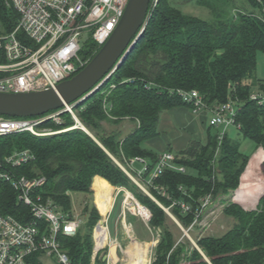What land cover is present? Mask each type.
Returning <instances> with one entry per match:
<instances>
[{
    "label": "trees",
    "instance_id": "trees-1",
    "mask_svg": "<svg viewBox=\"0 0 264 264\" xmlns=\"http://www.w3.org/2000/svg\"><path fill=\"white\" fill-rule=\"evenodd\" d=\"M222 1L196 0L214 14L212 19H202L183 12L171 0H158L126 59L98 90L73 105L74 113L93 135L77 126L71 112L64 111L60 122L49 119L41 125L60 130L54 135L21 132L0 137L1 156L14 149H30L34 153L35 159L21 166L20 172L29 177H45L39 191L65 212H72L73 192L91 197L94 192L96 200L99 179L129 190L152 213L148 224L140 222L147 232L159 235L152 264H264V196L254 210L228 203L223 214L235 219L234 226L220 236L196 239L198 247L186 237H177L165 210L170 208L188 229L204 196L228 195L238 188L250 158L242 152L241 141L229 136V131L221 142L218 129L216 134H208L205 143L192 140L175 152L176 163L184 166L186 172L165 170L149 186L150 194L113 159L134 176L136 172L129 169L127 160L148 159L142 176L143 180L148 179L159 153L144 143L158 136L162 112L180 106L192 108L176 93L178 89L199 90L210 107L236 100L240 106L236 117L239 133L264 149V102L250 99L254 86L264 93V82L252 79L257 55L264 52V11L262 16L238 11L227 18L221 4H217ZM248 2L258 8L264 5L263 0ZM19 18L11 0H0V32L13 31ZM99 49L96 41L89 38L81 54L90 60ZM127 119L137 122L132 132L122 136L104 131V122L117 125ZM105 180L102 181L109 184ZM180 203L187 204L190 210L184 212ZM0 210L23 221L30 219L28 208L16 200L9 183L0 182ZM82 214L85 223L76 235H59L72 264H91L93 230L102 218L93 198L84 203ZM126 215L130 223H136L135 215L129 211ZM96 260L103 262L102 258Z\"/></svg>",
    "mask_w": 264,
    "mask_h": 264
},
{
    "label": "built area",
    "instance_id": "built-area-1",
    "mask_svg": "<svg viewBox=\"0 0 264 264\" xmlns=\"http://www.w3.org/2000/svg\"><path fill=\"white\" fill-rule=\"evenodd\" d=\"M11 2L20 18L13 31L0 32V92L19 93L56 88L60 82L70 79L79 72L89 61L81 54L85 42L92 38L101 47L117 27L129 0H11ZM157 3L158 0H151L144 27ZM176 93L183 101L191 104L194 111L201 109L211 111L209 123L210 126L219 129L220 142L230 126L236 125L240 128L236 122L240 110L236 100L210 107L197 89H178ZM250 99L262 104L264 93L253 92ZM64 111L71 112L76 118L73 106L36 117L0 115V137L21 132L46 136L49 132L46 131L47 127H41L42 123L49 119L60 122V114ZM34 159L35 155L30 149H14L9 154L0 155V182L12 186L16 200L26 206L30 214V219L23 221L0 210V264H42L43 257L54 254L60 263L72 264L61 247L59 235L67 237L76 235L85 223L84 216L73 210L65 212L54 204L50 197H44L39 189L45 183V177H29L20 172L21 166ZM113 159L132 180L137 176L142 178L148 167L145 158L128 159L129 169L136 172L134 176L115 157ZM136 162L143 163V167L136 169L134 167ZM167 169L186 172L184 166L176 163L173 151H164L159 154L156 166L148 179L144 180L147 189L153 180ZM145 192L150 194L146 190ZM220 198L221 196L213 197L212 194L204 196L195 220L187 231L195 226L200 229L208 226L210 219L207 217L218 212ZM180 205L184 212L190 210L187 204ZM165 210L168 213L170 208ZM151 215L150 211L146 224ZM23 216L25 218L26 215ZM176 220L184 227L177 218ZM97 224L93 230L94 248L91 264H111L110 245L98 246L96 243L94 233ZM194 245L197 246L196 241ZM97 257L102 258L103 262L98 263Z\"/></svg>",
    "mask_w": 264,
    "mask_h": 264
},
{
    "label": "rangeland",
    "instance_id": "rangeland-1",
    "mask_svg": "<svg viewBox=\"0 0 264 264\" xmlns=\"http://www.w3.org/2000/svg\"><path fill=\"white\" fill-rule=\"evenodd\" d=\"M171 3L187 14H191V15L197 16L202 19L214 18V14L212 13V11L204 6L198 5L196 3V0H171ZM217 4H221V10L224 12L223 14H225L227 18L236 15L238 11L253 12L260 16H262V12L264 11V5L262 8H258L252 5L250 2H248V0H223L222 3L217 2ZM252 79H256V80L259 79L264 82V52L262 51H260L257 55V68L252 73ZM253 92L261 93L260 89L257 86H254ZM165 111L169 112L170 110H165ZM191 113L193 114V112ZM75 115L78 118L77 114ZM197 121H198V127L195 130L194 128H191L189 126H178L177 127V131L181 132L180 134L181 135L183 134V137H184L183 139L181 137L179 140H177L176 142L177 144H182L183 140H185L186 137L187 138L191 137L188 144L192 140H199L205 143L207 141V137L209 133L216 134L218 132V128L210 126L209 119H207L206 121L204 120L203 121L197 120ZM130 124H131L130 121L122 122L121 124H117V125L111 122H104L103 128L105 132L121 133L122 136H124L125 134L132 132L134 130L133 127L129 129ZM46 129H47L46 131L49 132V134L47 135H54L60 131V130L52 129L50 127ZM197 130L200 131L201 134L197 133ZM228 131H229V136L239 139L241 141V150L244 154L249 156V158L253 157V155L260 148H262V147L257 148L255 143L250 139H243V136L241 133H239V128L236 125L230 126ZM158 132H159L158 136L145 141L144 144L147 148H150L154 150L155 152H159L164 147H174L175 141L171 140L173 138L174 129L166 130V129H162L158 125ZM89 133L93 135L90 131ZM251 159H249V162L251 161ZM134 167L136 169H141L143 167V163L136 162L134 164ZM133 180L135 181V183L140 184L141 188L143 187L147 192H149V190L147 189V185L144 183L143 178L137 176V177H134ZM240 182H241V179H240ZM239 186H240V183H239ZM143 188L142 190H144ZM98 190L100 192V186ZM125 190L126 188L124 187H116V188L114 187L113 188L114 196L112 192V197H111L108 207H110L113 200L114 202H113L112 209L108 215L107 221L105 223L109 231L110 239L113 241L117 240L119 242V245L116 249L117 256L119 257L118 264H129V262L130 263L132 262V258H134L130 254H129V258H127V256L124 253L125 249L132 250L133 252L134 250L135 252L139 250L137 244L133 243V245L130 246V242L132 241L127 233L128 229H132L135 234V237L141 240V242L142 241L144 242V249H143V255L145 257L144 261L137 262L134 258L133 260L134 264H150L154 257V249L157 244L159 235L156 232L149 233L146 231V229L144 228V225L141 223L143 221L145 222V225H146V220L136 212L134 201L126 197ZM235 193L237 192L232 191L228 195L221 196L220 198L221 205H220L218 212H216V214L212 216L207 217V219H210V224L206 226L204 229H200L198 226H195L190 231H187L188 229H185L184 227L180 226L177 223L178 221L176 220V217H174L172 212L169 210L168 212V215L170 216L169 223L171 227L174 229V231L176 232L177 237L182 240L184 239V237H186L194 245V241H196V239L202 236H205V235L220 236L224 234L225 232H227L232 226H234L236 221L233 217L223 214L225 206L230 202H234V203L239 204L243 208V205H241L238 201L234 199ZM71 198H72V203H73L72 210L77 211L79 213H83L84 203L87 200L93 198L94 203H95L94 192H93L92 197L85 193L73 192L71 193ZM98 202H99V197H98ZM127 211H129L132 215H135L137 219L135 224H132L128 221L127 219L128 217L126 215ZM175 223L177 224L178 228L175 225ZM107 247L109 248V246ZM107 252H109V249ZM39 259L40 258H38V260ZM42 264H62V263L59 262L58 257L56 256V254H54L53 256H50V257H43ZM180 264H184V261L181 262Z\"/></svg>",
    "mask_w": 264,
    "mask_h": 264
},
{
    "label": "water",
    "instance_id": "water-1",
    "mask_svg": "<svg viewBox=\"0 0 264 264\" xmlns=\"http://www.w3.org/2000/svg\"><path fill=\"white\" fill-rule=\"evenodd\" d=\"M150 2L151 0H129L117 27L108 40L79 72L70 79L60 82L56 88L19 93L0 92V115L36 117L52 110L65 109L88 98L100 88L133 50L139 35L145 30L144 23ZM75 120L89 133L77 117ZM262 196L264 194L260 196L257 206ZM257 206L252 209L244 206L243 208L254 210Z\"/></svg>",
    "mask_w": 264,
    "mask_h": 264
},
{
    "label": "bare ground",
    "instance_id": "bare-ground-1",
    "mask_svg": "<svg viewBox=\"0 0 264 264\" xmlns=\"http://www.w3.org/2000/svg\"><path fill=\"white\" fill-rule=\"evenodd\" d=\"M263 162H264V150L260 148L252 157L251 161L249 162L244 174H242L240 188L236 190L234 199L238 201L241 205H243L247 209H252L257 206V202L261 195L264 194V171H263ZM112 192L114 196L113 188L104 182L100 184V192L98 190L95 204L98 207L99 211L102 212V220L99 223L94 237L98 246H102L104 244H109L111 247V254H110V263L111 264H118L119 257L117 256L116 249L119 245L117 240H111L108 228L106 226V221L108 215L112 209L113 202L112 201L109 209L106 212V208L109 205V202L112 197ZM125 195L127 198H130L134 201L136 212L141 215L145 220L149 219L150 211L143 207V205L133 196V194L129 190H125ZM98 197L100 200V204L98 202ZM106 212V213H105ZM127 230V229H126ZM128 235L132 242H130V246L134 244L138 245L139 250L134 252L129 249H125L124 253L129 258V254L135 258L137 262L144 261L143 249L144 244L139 239L135 237V234L132 229L127 230ZM132 258V262L129 264H134Z\"/></svg>",
    "mask_w": 264,
    "mask_h": 264
},
{
    "label": "crops",
    "instance_id": "crops-1",
    "mask_svg": "<svg viewBox=\"0 0 264 264\" xmlns=\"http://www.w3.org/2000/svg\"><path fill=\"white\" fill-rule=\"evenodd\" d=\"M169 110H170L169 112L168 111L162 112L161 118L159 121V127H161L162 129H166V130L174 129L173 138L171 140L175 141V145H174V147H164L161 151L158 152L159 154H161L164 151H169L168 150L169 148H172V151L175 153V152H178V151L184 149L188 145V142L190 141L191 137H189V138L186 137L185 140H183L182 144L176 143L177 140H179L181 137H182V139L184 138L183 134L181 135L180 134L181 132L177 131L178 126H189L191 128H194V130H195L198 127V121L197 120L206 121L207 119H209V117H211V111L207 110V109H201L199 111H194L191 107L180 106V107L172 108ZM191 112H193V114ZM126 121H130V120L127 119L124 122H126ZM130 122H131V124H130L129 129H131L132 127L135 128V126L137 125V122L136 121H130ZM197 133H200V131L197 130ZM102 180H105V179H99V186H100V182ZM105 181L108 182L107 180H105ZM99 204H100V200H99ZM108 209H109V207L106 208V212ZM143 244H144V242H143Z\"/></svg>",
    "mask_w": 264,
    "mask_h": 264
}]
</instances>
